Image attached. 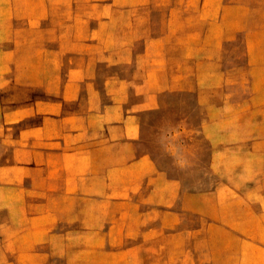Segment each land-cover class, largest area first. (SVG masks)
Wrapping results in <instances>:
<instances>
[{"label":"rangeland","instance_id":"374dc122","mask_svg":"<svg viewBox=\"0 0 264 264\" xmlns=\"http://www.w3.org/2000/svg\"><path fill=\"white\" fill-rule=\"evenodd\" d=\"M12 1L0 0V20L10 16ZM192 1L18 0L15 13L39 15L42 5L44 18L14 24L36 62L49 56L40 46L55 47L50 59L58 62H69L65 49L77 47L74 63L95 80L94 106L105 105L104 79H135L160 66L151 64L158 56L151 42L172 27L175 9L191 11L179 39L189 25L207 27L213 6L198 10ZM216 1H221L218 22L232 30L222 42V77L192 76L191 65L190 84H163L158 101L141 117L139 152L151 156L163 178L138 182V196L105 199L104 205L95 201L87 230L69 231L58 220L53 246L35 245L43 231L9 229L11 216L0 207V264H264V0ZM177 22L182 25V18ZM203 44L199 39L189 52L209 57ZM167 52L175 67L181 47ZM33 70L35 77L51 80V70ZM43 86L19 93L30 103L57 98ZM164 178L172 183L163 184Z\"/></svg>","mask_w":264,"mask_h":264},{"label":"crops","instance_id":"0c3cea01","mask_svg":"<svg viewBox=\"0 0 264 264\" xmlns=\"http://www.w3.org/2000/svg\"><path fill=\"white\" fill-rule=\"evenodd\" d=\"M17 1L11 3L10 16L0 20L5 23L0 24V207L11 216L9 229L43 231L35 245L53 246L57 240L58 220L68 223L69 231L87 230L95 201L104 205L105 199L129 194L138 196V182L163 178L151 156L139 152L141 117L154 106L150 103L158 101L163 84L168 88L190 84L191 65L192 76L204 73L222 77V42L232 30L218 22L221 1L195 0L193 6L198 10L213 6L214 15L205 29L193 27L190 30L192 25L188 24V32L182 33L179 39L178 29H186L183 19L190 17L191 11L175 9L173 12L172 9V27L167 33L154 36L151 42L153 54L158 55L151 64L160 66L135 79H104L105 105L94 106L98 96L95 80L85 73L81 64L74 63L78 58L77 47L70 45L65 49L71 52L69 62L50 59L56 52L52 46L38 48L42 55H49L42 56L40 61L28 56L20 40L23 37L17 38L14 23L16 19L42 21L44 7L39 8V15L33 13L24 17L15 13ZM192 2L181 0L182 5ZM180 17L182 25L177 26ZM225 17L227 15L220 21ZM199 39L204 40L202 49L209 57L196 58L189 52L190 45ZM173 45L181 47V57L175 67L170 66L167 52ZM248 52L252 54L253 48L249 47ZM57 53H63L61 45L57 46ZM33 69L51 70V80L41 75L35 77ZM63 69H68L66 76ZM110 84L113 88L106 89ZM38 85L46 86L50 94L57 93L51 95L57 98H41L30 103L21 97L20 90ZM139 97L146 103L131 104L132 98ZM162 183L172 182L164 178ZM68 203L70 209H67ZM64 214L68 217L63 218Z\"/></svg>","mask_w":264,"mask_h":264}]
</instances>
